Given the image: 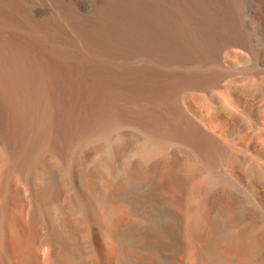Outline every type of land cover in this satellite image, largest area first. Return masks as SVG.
<instances>
[{
	"label": "bare ground",
	"instance_id": "6f19581e",
	"mask_svg": "<svg viewBox=\"0 0 264 264\" xmlns=\"http://www.w3.org/2000/svg\"><path fill=\"white\" fill-rule=\"evenodd\" d=\"M0 0V264H264V0Z\"/></svg>",
	"mask_w": 264,
	"mask_h": 264
},
{
	"label": "rangeland",
	"instance_id": "374dc122",
	"mask_svg": "<svg viewBox=\"0 0 264 264\" xmlns=\"http://www.w3.org/2000/svg\"><path fill=\"white\" fill-rule=\"evenodd\" d=\"M77 1L81 6H88L90 3H92L95 0H75ZM47 0H32V4H34L38 8H46Z\"/></svg>",
	"mask_w": 264,
	"mask_h": 264
}]
</instances>
